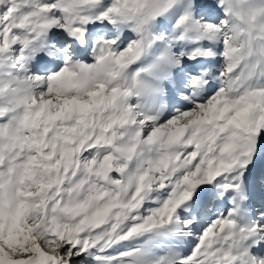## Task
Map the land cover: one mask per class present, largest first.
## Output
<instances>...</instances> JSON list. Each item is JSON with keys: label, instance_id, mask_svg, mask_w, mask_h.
<instances>
[{"label": "snow or ice", "instance_id": "6c2138e0", "mask_svg": "<svg viewBox=\"0 0 264 264\" xmlns=\"http://www.w3.org/2000/svg\"><path fill=\"white\" fill-rule=\"evenodd\" d=\"M0 264H264V0H0Z\"/></svg>", "mask_w": 264, "mask_h": 264}]
</instances>
